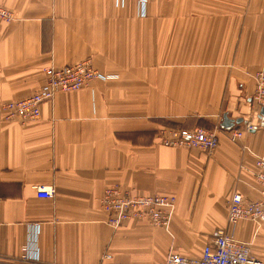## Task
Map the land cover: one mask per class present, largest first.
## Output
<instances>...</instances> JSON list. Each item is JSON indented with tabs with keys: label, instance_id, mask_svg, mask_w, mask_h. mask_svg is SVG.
Returning <instances> with one entry per match:
<instances>
[{
	"label": "crops",
	"instance_id": "obj_1",
	"mask_svg": "<svg viewBox=\"0 0 264 264\" xmlns=\"http://www.w3.org/2000/svg\"><path fill=\"white\" fill-rule=\"evenodd\" d=\"M1 2L15 20L0 21V264L200 257L228 227L235 191L260 198L264 116L252 95L264 69V0H150L144 17L136 0ZM85 59L115 77L56 93L36 121L3 118L2 104L37 91L47 67ZM224 114L255 129L232 141ZM167 122L220 126L218 147L165 146L156 131ZM116 183L174 196L168 226L144 217L111 227L100 200ZM235 235L264 263V222L242 219Z\"/></svg>",
	"mask_w": 264,
	"mask_h": 264
},
{
	"label": "built area",
	"instance_id": "obj_2",
	"mask_svg": "<svg viewBox=\"0 0 264 264\" xmlns=\"http://www.w3.org/2000/svg\"><path fill=\"white\" fill-rule=\"evenodd\" d=\"M150 0H136L139 15L145 13ZM15 13L0 0V21L11 23ZM45 83L32 95L2 104L3 118L7 121L27 123L41 117V106L62 91H76L87 87L93 80L105 79L108 76L93 67L90 59L73 65L47 67ZM108 79V78H107ZM255 91L253 100L258 107H264V69L254 75ZM255 129L251 121L244 127L228 129L232 141H239L246 132ZM220 126L215 129L194 127L192 129L163 128L160 141L165 146L199 148L212 155L219 144ZM255 176L260 185L261 196L250 199L235 191L227 201L228 227L217 229L209 243L204 247L200 257H188L175 250L169 252L167 258L159 264H264L256 258L248 242L238 239L235 227L242 219H252L258 223L264 221V155L256 156ZM40 196H54V188L42 185L36 187ZM176 199L163 194H136L116 183L107 186L102 194L100 205L106 212V222L118 228L129 219L147 217L157 226L167 227L174 210ZM112 264H125L114 262Z\"/></svg>",
	"mask_w": 264,
	"mask_h": 264
},
{
	"label": "rangeland",
	"instance_id": "obj_3",
	"mask_svg": "<svg viewBox=\"0 0 264 264\" xmlns=\"http://www.w3.org/2000/svg\"><path fill=\"white\" fill-rule=\"evenodd\" d=\"M137 5V4H136ZM138 15H139V13H137ZM147 15V7H146V9H145V13L144 14H142V15H139V16H142V17H144V16H146ZM108 77V79H111V78H114L115 76L114 75H107ZM107 78H105L104 80H108ZM44 84V83H43ZM254 91H255V89H254ZM254 94V93H253ZM252 99H253V95H252ZM52 100V99H51ZM254 101V100H253ZM255 103V102H254ZM256 105V104H255ZM256 107H258L257 105H256ZM258 108H261V107H258ZM196 127H204V128H207V129H215L216 127H207V126H204V125H197ZM163 128H172V129H188V128H185V127H183V126H181L180 124H177V125H169V124H165V123H163L162 124V126H160V128H159V130H158V132H157V134H158V137L160 138V131L163 129ZM161 142V141H160ZM264 222V221H263ZM263 222H261V223H263ZM258 223V222H257Z\"/></svg>",
	"mask_w": 264,
	"mask_h": 264
},
{
	"label": "water",
	"instance_id": "obj_4",
	"mask_svg": "<svg viewBox=\"0 0 264 264\" xmlns=\"http://www.w3.org/2000/svg\"><path fill=\"white\" fill-rule=\"evenodd\" d=\"M259 115L264 116V107L261 108ZM240 121H241V119L237 120L236 122L239 123ZM220 125L222 128L231 129L235 125V121L233 119L229 118V116L227 114H224L223 121Z\"/></svg>",
	"mask_w": 264,
	"mask_h": 264
},
{
	"label": "trees",
	"instance_id": "obj_5",
	"mask_svg": "<svg viewBox=\"0 0 264 264\" xmlns=\"http://www.w3.org/2000/svg\"><path fill=\"white\" fill-rule=\"evenodd\" d=\"M165 124H169V125H177V123H169V122H167V123H165ZM182 126V125H181ZM156 132H158V131H156Z\"/></svg>",
	"mask_w": 264,
	"mask_h": 264
}]
</instances>
